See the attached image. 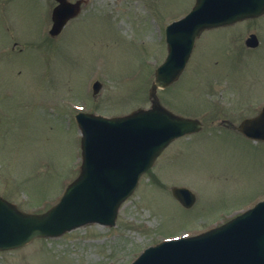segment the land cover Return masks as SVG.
Masks as SVG:
<instances>
[{
  "label": "rangeland",
  "instance_id": "374dc122",
  "mask_svg": "<svg viewBox=\"0 0 264 264\" xmlns=\"http://www.w3.org/2000/svg\"><path fill=\"white\" fill-rule=\"evenodd\" d=\"M7 1L0 0V14L15 18L3 24L11 28L7 37L0 19V195L23 211L42 212L78 174L76 108L105 116L149 108L155 66L166 56L163 28L194 0H87L56 43L48 41L50 0L41 1L42 38L39 1L6 8ZM250 33L259 41L253 51L244 46ZM191 56L178 83L157 97L199 119L202 131L163 152L113 227L36 239L0 252V264H130L165 238L206 231L264 198V143L229 126L264 106V15L204 34ZM94 81L102 86L93 97ZM173 186L188 188L196 203L183 209Z\"/></svg>",
  "mask_w": 264,
  "mask_h": 264
},
{
  "label": "water",
  "instance_id": "95a60500",
  "mask_svg": "<svg viewBox=\"0 0 264 264\" xmlns=\"http://www.w3.org/2000/svg\"><path fill=\"white\" fill-rule=\"evenodd\" d=\"M71 10L58 7L54 33L70 18ZM264 12V0H196L192 11L167 29L169 56L156 74L149 91L164 87L181 71L194 38L210 27L256 17ZM185 30V55L175 66L171 36L173 29ZM253 41V40H250ZM98 86V85H96ZM95 86V87H96ZM82 133L80 175L61 201L43 215H29L0 199V250L22 245L35 237H57L88 223L112 226L120 203L134 190L139 177L160 151L175 137L197 130L198 124L172 116L152 100V108L123 118L105 119L79 115ZM245 135L264 140V110L238 128ZM173 196L190 207L193 195L173 188ZM133 264H264V202L218 229L189 239L172 240L149 248Z\"/></svg>",
  "mask_w": 264,
  "mask_h": 264
},
{
  "label": "flooded vegetation",
  "instance_id": "af4514ba",
  "mask_svg": "<svg viewBox=\"0 0 264 264\" xmlns=\"http://www.w3.org/2000/svg\"><path fill=\"white\" fill-rule=\"evenodd\" d=\"M15 1L16 0H8L6 3H9V2H11V3H14L15 4ZM39 1V4L40 5H42L41 4V1H45L46 2V0H38ZM54 5H55V2L54 1H52V0H50ZM69 2H76V1H78V0H68ZM5 3V4H6ZM41 14H42V17H44L43 19H44V21H43V23L38 27V37H42V36H44V34L46 33V27H45V24H46V17H45V15L41 12ZM8 15H10V13L8 12ZM5 32L8 34V36H10V34H11V28L10 27H5ZM11 36H12V34H11Z\"/></svg>",
  "mask_w": 264,
  "mask_h": 264
}]
</instances>
